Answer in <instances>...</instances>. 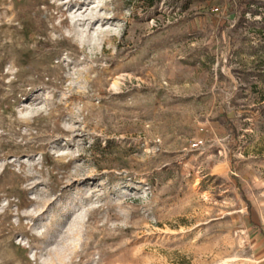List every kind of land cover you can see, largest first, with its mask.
<instances>
[{
    "label": "rangeland",
    "instance_id": "obj_1",
    "mask_svg": "<svg viewBox=\"0 0 264 264\" xmlns=\"http://www.w3.org/2000/svg\"><path fill=\"white\" fill-rule=\"evenodd\" d=\"M259 230L264 0H0V264H264Z\"/></svg>",
    "mask_w": 264,
    "mask_h": 264
},
{
    "label": "trees",
    "instance_id": "obj_2",
    "mask_svg": "<svg viewBox=\"0 0 264 264\" xmlns=\"http://www.w3.org/2000/svg\"><path fill=\"white\" fill-rule=\"evenodd\" d=\"M249 223L251 224V227H252V228L259 229L258 226H257L256 224H254V223H252V222H249ZM259 233H260L262 236H264V232H261V230H259Z\"/></svg>",
    "mask_w": 264,
    "mask_h": 264
}]
</instances>
